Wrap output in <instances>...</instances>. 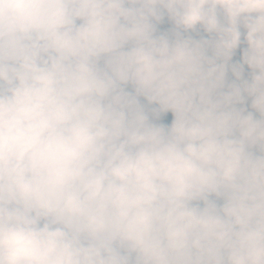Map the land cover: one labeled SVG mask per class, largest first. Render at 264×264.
I'll list each match as a JSON object with an SVG mask.
<instances>
[{"label":"clouds","instance_id":"9594fccd","mask_svg":"<svg viewBox=\"0 0 264 264\" xmlns=\"http://www.w3.org/2000/svg\"><path fill=\"white\" fill-rule=\"evenodd\" d=\"M0 264H264V0H0Z\"/></svg>","mask_w":264,"mask_h":264}]
</instances>
